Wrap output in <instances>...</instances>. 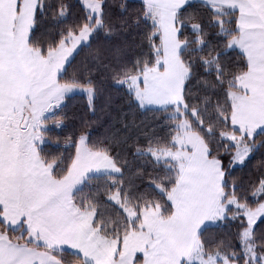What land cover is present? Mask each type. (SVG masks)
<instances>
[{"label": "snow or ice", "instance_id": "6c2138e0", "mask_svg": "<svg viewBox=\"0 0 264 264\" xmlns=\"http://www.w3.org/2000/svg\"><path fill=\"white\" fill-rule=\"evenodd\" d=\"M0 264H264V0H0Z\"/></svg>", "mask_w": 264, "mask_h": 264}]
</instances>
